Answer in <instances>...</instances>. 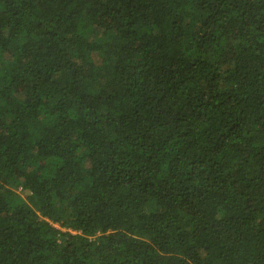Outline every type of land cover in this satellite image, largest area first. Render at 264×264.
<instances>
[{"label": "trees", "instance_id": "1", "mask_svg": "<svg viewBox=\"0 0 264 264\" xmlns=\"http://www.w3.org/2000/svg\"><path fill=\"white\" fill-rule=\"evenodd\" d=\"M0 264H264V0H0Z\"/></svg>", "mask_w": 264, "mask_h": 264}, {"label": "rangeland", "instance_id": "2", "mask_svg": "<svg viewBox=\"0 0 264 264\" xmlns=\"http://www.w3.org/2000/svg\"><path fill=\"white\" fill-rule=\"evenodd\" d=\"M20 190H17V192H19Z\"/></svg>", "mask_w": 264, "mask_h": 264}]
</instances>
